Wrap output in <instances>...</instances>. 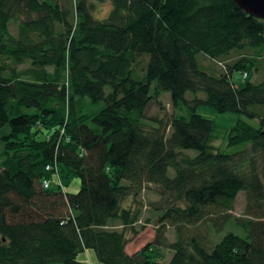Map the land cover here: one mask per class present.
<instances>
[{"label":"trees","instance_id":"1","mask_svg":"<svg viewBox=\"0 0 264 264\" xmlns=\"http://www.w3.org/2000/svg\"><path fill=\"white\" fill-rule=\"evenodd\" d=\"M261 67L264 19L234 0H0V264H264ZM163 92L179 110L166 123L146 115ZM200 106L237 114L236 151L213 145ZM153 185L155 239L129 254ZM233 220L246 237H220Z\"/></svg>","mask_w":264,"mask_h":264},{"label":"rangeland","instance_id":"2","mask_svg":"<svg viewBox=\"0 0 264 264\" xmlns=\"http://www.w3.org/2000/svg\"><path fill=\"white\" fill-rule=\"evenodd\" d=\"M96 5L94 15L95 18L97 19H103L108 16L110 10H111V3L110 2H98V1H93ZM11 31L13 34L18 33V22L17 21H12L11 22ZM233 58L229 61H232L233 59L239 57L238 55H233ZM203 61L205 66L208 67H213L214 69L217 70H223L224 67L221 66L220 64L211 61L209 58L204 57L202 58V55L199 54V60ZM234 80L238 82V80L242 79L240 72H235L233 74ZM264 79V68L261 67L256 73L255 76L253 77L254 82H259ZM200 97H204L205 94L203 92L199 93ZM192 97V94H188L187 98L190 99ZM160 103L158 101H152L149 103L147 109H146V115L149 117H154L157 116L161 119H163L164 123L169 122L173 116L174 112H179L178 108L174 106L172 103V100L170 98V94L168 92H163L160 97H159ZM198 112L205 115L208 118H211L215 120V122L218 125V129L216 131V136L213 139L212 143L213 145L220 149L221 151L225 152H233L238 149V147H228L227 146V135L228 131L230 130V127L235 123L237 114L233 113H225V114H218L214 112L212 109L205 107V106H200L198 109ZM241 116V115H240ZM242 118L246 119L250 123L257 125V121L253 119H248L245 116H242ZM8 131V127H4L3 129L0 130V134L3 132ZM2 143L0 140V162L2 161ZM196 151L190 150V152H187L191 155H194ZM170 174H173L172 170H170ZM81 184V180L79 177H76L72 180L71 184L68 186L67 190L70 192H75L76 190L79 189ZM158 187L153 185L151 187L145 188L140 196L139 199L142 202L143 205V216L141 218V222L137 225V227H140V225H143L146 223L147 218H151L150 223L146 224V228L141 231L140 234H138L135 238H133L129 242V250L132 253H139L141 248L149 241H152L155 239L156 231H157V219L159 217V211L155 210V204L160 202V195L158 193ZM130 202V201H128ZM245 192L240 191L235 202L233 214L236 216L242 215L245 210ZM232 231L240 236L246 237V232L244 229L236 224L235 220L231 221L226 225V227L221 231L220 237H222L224 234L227 232ZM167 237L169 238L170 241L175 240V230L174 228H168V231L166 233ZM210 238L213 240H216L218 236H216L213 231H209ZM219 237V238H220ZM166 260H169L171 257V252L166 250ZM88 255L92 259H95L96 256L94 255L93 250H85L82 251L79 254V259L81 260H86L88 259Z\"/></svg>","mask_w":264,"mask_h":264},{"label":"water","instance_id":"3","mask_svg":"<svg viewBox=\"0 0 264 264\" xmlns=\"http://www.w3.org/2000/svg\"><path fill=\"white\" fill-rule=\"evenodd\" d=\"M246 13L264 19V0H234Z\"/></svg>","mask_w":264,"mask_h":264},{"label":"built area","instance_id":"4","mask_svg":"<svg viewBox=\"0 0 264 264\" xmlns=\"http://www.w3.org/2000/svg\"><path fill=\"white\" fill-rule=\"evenodd\" d=\"M244 76H246V74H244ZM47 169H50V166H47ZM57 175V174H56ZM58 177V176H57ZM43 185L45 186V187H48L49 185H51V180H49V179H45L44 181H43Z\"/></svg>","mask_w":264,"mask_h":264},{"label":"crops","instance_id":"5","mask_svg":"<svg viewBox=\"0 0 264 264\" xmlns=\"http://www.w3.org/2000/svg\"><path fill=\"white\" fill-rule=\"evenodd\" d=\"M126 250H127V252H128L129 254H133V253L129 250V244H128L127 247H126Z\"/></svg>","mask_w":264,"mask_h":264}]
</instances>
